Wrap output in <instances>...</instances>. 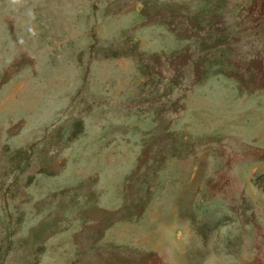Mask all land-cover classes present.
Listing matches in <instances>:
<instances>
[{
  "label": "rangeland",
  "instance_id": "obj_1",
  "mask_svg": "<svg viewBox=\"0 0 264 264\" xmlns=\"http://www.w3.org/2000/svg\"><path fill=\"white\" fill-rule=\"evenodd\" d=\"M259 52L264 0H0V94L61 128L0 119V264H264Z\"/></svg>",
  "mask_w": 264,
  "mask_h": 264
},
{
  "label": "crops",
  "instance_id": "obj_2",
  "mask_svg": "<svg viewBox=\"0 0 264 264\" xmlns=\"http://www.w3.org/2000/svg\"><path fill=\"white\" fill-rule=\"evenodd\" d=\"M256 55H259V57H254L257 60H261L264 61V53L263 52H259L256 53ZM253 68L249 67L246 69V75H253ZM255 76H258V74L255 72ZM264 67L261 66L260 68V81L261 83H255L252 84L249 87H246V100L247 101V105L248 108L246 109V119H264ZM37 92V91H36ZM39 93V92H38ZM6 95L4 94H0V119H10L13 124L15 125V129L18 130V133L16 135L17 139H19L22 143L21 146H23V142L25 140H31L33 137L38 138L37 139V144H38V150H45L46 148L48 149V146H50V142H45L50 141V140H55V135H57V139L56 141H59V137L58 135L60 134V125L56 124V122L59 119H44V113H45V98L44 95H38V94H34V96L32 97V101H27L25 102V104L20 103L19 101H7L5 99ZM257 100V101H256ZM253 101L257 102V107L260 108L259 114L257 115H253ZM11 102V104L9 105V103ZM8 104V105H7ZM55 124V126H53ZM51 128V131L45 132L46 129ZM78 148V146H77ZM79 149H81L79 147ZM76 149L72 151V155L74 159H79L82 157V159H88L90 160L91 157L90 155H88V153H86L85 151ZM55 152V150H54ZM74 152V153H73ZM40 154H44V153H40ZM104 170V171H103ZM104 173V177L99 175V182L95 184V187H93V182H92V173H93V169L90 168L88 169V185L90 188V191H88V196L92 197V192L95 188H98V190L100 191V195L102 198V202L106 203V204H112L111 206H113V203L118 202V197L119 195L117 194V201L115 200V202H113L112 200L109 199V187L112 181L110 178H113L118 181L121 179V175H119V173L121 171H119L118 169H116V175L114 176H108L109 174V170L108 169H101V173ZM60 172V170L58 171ZM94 176V175H93ZM42 180H45V175L42 176ZM109 180L111 182H109ZM55 182V181H54ZM81 184V183H78ZM72 184H70L71 186ZM40 191L37 192V195H39ZM108 208V207H107ZM145 248V250H149L150 252H154L155 253H159L162 252L164 249L160 248L159 246H143Z\"/></svg>",
  "mask_w": 264,
  "mask_h": 264
}]
</instances>
